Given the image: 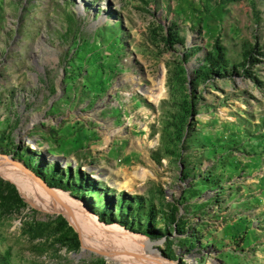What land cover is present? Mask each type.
Here are the masks:
<instances>
[{
	"label": "rangeland",
	"instance_id": "374dc122",
	"mask_svg": "<svg viewBox=\"0 0 264 264\" xmlns=\"http://www.w3.org/2000/svg\"><path fill=\"white\" fill-rule=\"evenodd\" d=\"M0 157L103 239L264 264V0H0ZM0 264L124 263L0 175Z\"/></svg>",
	"mask_w": 264,
	"mask_h": 264
},
{
	"label": "bare ground",
	"instance_id": "6f19581e",
	"mask_svg": "<svg viewBox=\"0 0 264 264\" xmlns=\"http://www.w3.org/2000/svg\"><path fill=\"white\" fill-rule=\"evenodd\" d=\"M30 144L32 148H35L36 144L32 143V141ZM67 162L64 161L65 164ZM0 175L12 181L22 194L27 195L33 203L39 204L44 210L61 212L66 215L80 232L83 240V249L86 253L92 251L103 254L109 261L124 264H173L154 252L150 243L140 244L138 241L143 240L142 237L130 235V233H126L117 225L109 228L115 229L116 233L120 235L121 241L103 239L100 234L102 227L98 226L96 217L89 215L90 218H87V221L80 218L78 216L79 212L74 207L76 205L74 204L75 201L60 190L46 189L22 165L0 157ZM92 178L102 180V176L99 173H93ZM118 188L120 190L122 188L123 190L121 191H127L129 187L122 183V185H118ZM130 242H134L133 247L130 246ZM136 243L138 244L137 247H135Z\"/></svg>",
	"mask_w": 264,
	"mask_h": 264
}]
</instances>
